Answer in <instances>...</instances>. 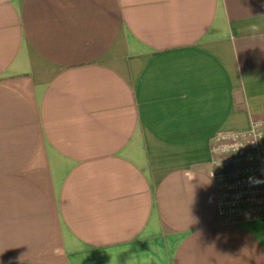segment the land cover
<instances>
[{
    "label": "crops",
    "instance_id": "0c3cea01",
    "mask_svg": "<svg viewBox=\"0 0 264 264\" xmlns=\"http://www.w3.org/2000/svg\"><path fill=\"white\" fill-rule=\"evenodd\" d=\"M260 117L264 0H0V264H264L210 177Z\"/></svg>",
    "mask_w": 264,
    "mask_h": 264
},
{
    "label": "built area",
    "instance_id": "2783aa9c",
    "mask_svg": "<svg viewBox=\"0 0 264 264\" xmlns=\"http://www.w3.org/2000/svg\"><path fill=\"white\" fill-rule=\"evenodd\" d=\"M211 151L218 213L227 222L264 217V182L255 183L264 181V117L245 130L216 133Z\"/></svg>",
    "mask_w": 264,
    "mask_h": 264
},
{
    "label": "clouds",
    "instance_id": "9594fccd",
    "mask_svg": "<svg viewBox=\"0 0 264 264\" xmlns=\"http://www.w3.org/2000/svg\"><path fill=\"white\" fill-rule=\"evenodd\" d=\"M251 31L253 32H256V31H259V28L257 25H251ZM252 178H250L251 180ZM261 182H264V181H259V180H256L255 183H261Z\"/></svg>",
    "mask_w": 264,
    "mask_h": 264
}]
</instances>
